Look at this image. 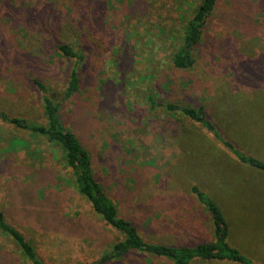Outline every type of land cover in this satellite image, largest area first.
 <instances>
[{
	"label": "rangeland",
	"instance_id": "obj_1",
	"mask_svg": "<svg viewBox=\"0 0 264 264\" xmlns=\"http://www.w3.org/2000/svg\"><path fill=\"white\" fill-rule=\"evenodd\" d=\"M202 1L2 0L0 110L46 124L33 80L62 101L74 61L58 47L70 45L85 61L65 120L120 216L148 242L210 243L211 219L189 193L197 185L230 222V246L264 264V174L181 112L152 105L204 106L225 138L264 161V0H223L195 66L177 70L172 57ZM0 212L46 264H100L124 239L79 194L56 144L1 118ZM0 264H30L1 232ZM103 264L173 263L131 254Z\"/></svg>",
	"mask_w": 264,
	"mask_h": 264
},
{
	"label": "trees",
	"instance_id": "obj_2",
	"mask_svg": "<svg viewBox=\"0 0 264 264\" xmlns=\"http://www.w3.org/2000/svg\"><path fill=\"white\" fill-rule=\"evenodd\" d=\"M222 2L223 0L202 1L197 13L186 26L182 47L172 57L174 68L188 71L195 66V52L201 44L208 24ZM58 49L62 56L74 61L62 101L57 102L50 96L49 88L43 81L40 79L33 80L35 88L42 95L46 124L38 125L24 119L12 118L5 115L1 110L0 118L18 128L44 136L50 142L56 144L64 153L69 176L79 194L108 226L113 227L124 236L123 240L116 243L110 252L102 257L100 264L124 260L131 254L163 258L173 264H192L195 260L254 264L243 256L238 249L230 246L228 243L230 225L221 206L210 194L197 185L192 186L189 193L197 199L200 207L207 211L211 219L214 228V240L210 243H201L194 247H172L148 242L140 235L137 227L132 222L120 216L118 206L109 198L105 186L96 177L90 153L82 145L73 130L68 127L64 116L65 106L80 90V66L85 59L70 45H60ZM28 57L31 58L30 54ZM152 105L163 106L170 112H181L194 123L200 125L206 132L213 134L221 144L234 154L240 163L264 173V161L242 152L232 141L225 138L219 132L215 123L208 117L204 106L199 108L181 107L172 104H156L153 100ZM18 143L22 148L27 145L24 140ZM13 146L16 148L17 144L13 142ZM0 232L17 244L19 253L30 264H46L40 259L33 243L9 224L2 212H0Z\"/></svg>",
	"mask_w": 264,
	"mask_h": 264
},
{
	"label": "crops",
	"instance_id": "obj_3",
	"mask_svg": "<svg viewBox=\"0 0 264 264\" xmlns=\"http://www.w3.org/2000/svg\"><path fill=\"white\" fill-rule=\"evenodd\" d=\"M241 164H242V163H241ZM243 165H244V164H243ZM251 169H252V168H251ZM252 170L258 172V171L255 170V169H252ZM259 173L264 174L263 172H260V171H259ZM229 223H230V222H229ZM230 234H231V233H229V235H230ZM230 238H231V235H230ZM236 245H237V244H236ZM238 248L241 249V250L243 249L240 245H238Z\"/></svg>",
	"mask_w": 264,
	"mask_h": 264
}]
</instances>
